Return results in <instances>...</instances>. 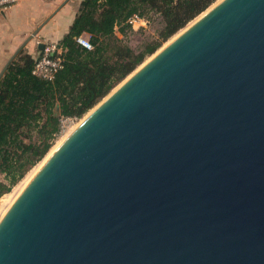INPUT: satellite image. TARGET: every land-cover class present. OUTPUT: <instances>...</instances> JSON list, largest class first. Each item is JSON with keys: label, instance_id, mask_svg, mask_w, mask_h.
I'll return each mask as SVG.
<instances>
[{"label": "water", "instance_id": "95a60500", "mask_svg": "<svg viewBox=\"0 0 264 264\" xmlns=\"http://www.w3.org/2000/svg\"><path fill=\"white\" fill-rule=\"evenodd\" d=\"M22 190L0 264H264V0L201 14Z\"/></svg>", "mask_w": 264, "mask_h": 264}, {"label": "trees", "instance_id": "16d2710c", "mask_svg": "<svg viewBox=\"0 0 264 264\" xmlns=\"http://www.w3.org/2000/svg\"><path fill=\"white\" fill-rule=\"evenodd\" d=\"M218 0H81L69 32L64 67L51 81L33 75L36 58L23 52L0 80V198L23 180L52 148L61 118H83L189 23ZM133 14L162 18L158 36L132 47L117 36ZM91 35L93 50L76 39ZM52 148V149H51Z\"/></svg>", "mask_w": 264, "mask_h": 264}, {"label": "crops", "instance_id": "0c3cea01", "mask_svg": "<svg viewBox=\"0 0 264 264\" xmlns=\"http://www.w3.org/2000/svg\"><path fill=\"white\" fill-rule=\"evenodd\" d=\"M65 1L17 0L14 6L0 14V74L12 56L41 23L53 14L52 19L40 29L21 52L24 51L36 58L43 52L44 48L41 46L45 47L47 43H58L64 38L76 18L81 0H70L63 5Z\"/></svg>", "mask_w": 264, "mask_h": 264}, {"label": "built area", "instance_id": "2783aa9c", "mask_svg": "<svg viewBox=\"0 0 264 264\" xmlns=\"http://www.w3.org/2000/svg\"><path fill=\"white\" fill-rule=\"evenodd\" d=\"M16 3L17 0H0V14L10 9ZM126 23L134 31L147 29L151 26L150 19L141 14H133L128 18ZM76 41L81 47L87 50L91 51L94 49L91 42V35L86 32L82 33ZM65 53L66 48L60 44L55 42L47 43L42 54L35 62L33 75L42 80H53L57 73L64 67ZM77 120L78 118L69 116L61 118V131H64V134L67 133L69 124Z\"/></svg>", "mask_w": 264, "mask_h": 264}, {"label": "rangeland", "instance_id": "374dc122", "mask_svg": "<svg viewBox=\"0 0 264 264\" xmlns=\"http://www.w3.org/2000/svg\"><path fill=\"white\" fill-rule=\"evenodd\" d=\"M218 2H220V0H218L215 4H213L210 8H212L213 6H215ZM75 3H77V1H75ZM209 8V9H210ZM206 12V11H205ZM148 18L150 19V21H151V26L149 27V28H147V29H143V30H138V31H134V30H129V31H127V33L126 34H122V33H120L119 32V30L117 29L116 30V32H117V36L120 38V39H123V40H125V42L126 43H128L129 45H131L132 47H138L140 44H142V43H144V42H146L147 40H149V39H151V38H156L157 36H158V29L160 28V26H161V21H162V18H161V16L159 15V14H150L149 16H148ZM196 19H198V17L196 18ZM195 19V20H196ZM192 22H194V21H192ZM189 25H191V23H189L184 29H186V28H188V26ZM183 29V30H184ZM180 32H182V31H179L178 33L180 34ZM176 34L175 36H173L172 37V39H170L169 40V42L170 41H172L173 40V38H175V37H177L179 34ZM168 41L167 42H165L164 43V45L158 50V51H160L161 49H163L164 47H166L167 45H168V43H169ZM157 51V52H158ZM156 52V53H157ZM155 55V53L153 54V55H151V56H149L146 60H145V62L142 64V65H144L147 61H149L153 56ZM142 65H140V66H142ZM140 66L136 69V70H138L139 68H140ZM135 70V71H136ZM134 71V72H135ZM133 72V73H134ZM132 73V74H133ZM130 77V75L127 77V78H129ZM126 78V79H127ZM125 79V80H126ZM124 80V81H125ZM123 81V82H124ZM123 82H121L118 86H116L114 89H113V91L112 92H114L118 87H120L121 85H122V83ZM111 92V93H112ZM94 109H92L90 112H88L83 118H81V119H78L77 121H74V122H72V123H70L69 124V129L67 130L68 132L67 133H65L64 134V131H60V133L58 134V136H57V138H56V140H55V142H54V144H53V146H52V148L54 147H56L57 145H58V143L59 142H61L63 139L65 140L67 137H68V135H69V133H71L81 122H82V120H84L85 118H86V116H88L92 111H93ZM75 126V127H74ZM74 127V128H73ZM51 148V149H52ZM53 148V149H54ZM52 149V150H53ZM51 150V151H52ZM50 151V152H51ZM46 157V156H45ZM43 161V160H42ZM41 161V162H42ZM41 162H39L35 167H34V169L41 163ZM34 169H32L33 171H34ZM32 170H30V172H28V174L25 176V178L23 179V180H21L20 182H18L15 186H13V188H12V190L9 192V193H6V194H4L1 198H0V204L1 203H3L4 201H7V200H9L8 199V196L7 195H10V193L12 194L15 190H13V189H15L16 187L18 188L23 182H25L26 181V178H28V176L33 172ZM25 180V181H24ZM0 182H4L5 184H9V181H7L6 180V178H5V176L4 175H2V174H0ZM19 184V185H18ZM18 191H19V189H18ZM19 192H17V194H18ZM16 194V195H17ZM16 195H14V197L13 198H15V196ZM11 199L10 201H9V205L13 202V200L14 199ZM11 202V203H10ZM8 204H7V207L1 212L2 214H4L5 213V210L8 208V206H9ZM2 214H0V217H2L3 215Z\"/></svg>", "mask_w": 264, "mask_h": 264}, {"label": "bare ground", "instance_id": "6f19581e", "mask_svg": "<svg viewBox=\"0 0 264 264\" xmlns=\"http://www.w3.org/2000/svg\"><path fill=\"white\" fill-rule=\"evenodd\" d=\"M208 11V10H207ZM200 17V16H199ZM198 17V18H199ZM196 20H194V22H195ZM194 22H191V24H193ZM182 32L184 31V30H181ZM181 33V32H180ZM179 34V33H178ZM176 38V37H175ZM172 39V38H171ZM174 39V38H173ZM169 42V41H168ZM171 42V41H170ZM169 42V43H170ZM168 43V44H169ZM148 62V61H147ZM146 62V63H147ZM145 63V64H146ZM144 64V65H145ZM143 66V65H142ZM142 66H140V68L142 67ZM139 68V69H140ZM137 71V70H136ZM135 71V72H136ZM134 72V73H135ZM87 117V116H86ZM83 121V120H82ZM70 134V133H69ZM64 143V139L61 141V142H59L58 143V145L51 151V152H49L47 155H46V157L43 159V161L34 169V171L28 176V178H26V181L25 182H23L18 188L16 187L15 189H13V190H15L12 194L10 193V195H7L8 196V199L9 200H7V201H4L3 203H1L0 204V214H2L1 212L7 207V204L9 205V201L14 197V195H16L17 194V192H19V191H21L22 189H24L26 186H27V184L31 181V179L40 171V169L44 166V164L51 158V156L60 148V146L62 145ZM19 185V184H18ZM18 189H19V191H18ZM23 191V190H22ZM14 199V198H13ZM11 203V202H10ZM6 211V210H5ZM4 212V211H3ZM3 215V214H2ZM1 218V217H0Z\"/></svg>", "mask_w": 264, "mask_h": 264}]
</instances>
